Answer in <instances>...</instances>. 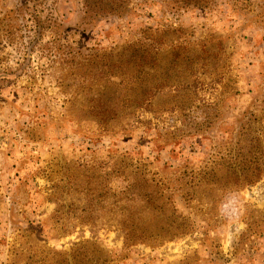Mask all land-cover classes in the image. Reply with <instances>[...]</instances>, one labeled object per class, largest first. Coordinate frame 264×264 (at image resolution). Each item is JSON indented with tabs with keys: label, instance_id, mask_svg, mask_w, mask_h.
<instances>
[{
	"label": "rangeland",
	"instance_id": "1",
	"mask_svg": "<svg viewBox=\"0 0 264 264\" xmlns=\"http://www.w3.org/2000/svg\"><path fill=\"white\" fill-rule=\"evenodd\" d=\"M120 3L0 0V264H264V0Z\"/></svg>",
	"mask_w": 264,
	"mask_h": 264
},
{
	"label": "trees",
	"instance_id": "2",
	"mask_svg": "<svg viewBox=\"0 0 264 264\" xmlns=\"http://www.w3.org/2000/svg\"><path fill=\"white\" fill-rule=\"evenodd\" d=\"M90 1L91 2L92 1H96L97 4H102L104 2H110V1L111 2H115L114 6H111L109 8L111 13L112 12L115 13V14L121 13V10H118L121 7V3H120L121 0H84L85 5L87 6V8H89ZM183 1L186 2V1H191V0H182V2ZM192 1H195V0H192ZM117 3H119V4H117ZM199 3H201V2H198V5H199ZM176 58H177V56H176ZM261 155L263 156V160H262V163H261L263 165V169H261L260 171L256 172V174H255L256 177H254V179L248 180V181L245 180L246 183H248V184L255 183L258 180H260L262 174L264 173V152H261ZM143 198H144V202L146 204H150L151 203L152 207L158 201V200H154L152 198V196L148 195V194L145 195ZM167 202H169V201L167 200ZM167 202L165 200H162L161 205L165 206ZM122 223H123V227L125 228L124 237H125V241H126L127 244L128 243H130V244L148 243L149 240L151 238H153L152 235L147 236L146 234H134L136 232L137 228H136V224H134L135 223V219L132 218L130 215H129V217L127 219L122 221ZM122 223H121V225H122ZM188 231H189L188 226H185V225L183 226V224H182L181 226H176V228L173 229V232L171 233V235H172V237L173 236L177 237L179 235L187 233Z\"/></svg>",
	"mask_w": 264,
	"mask_h": 264
},
{
	"label": "crops",
	"instance_id": "3",
	"mask_svg": "<svg viewBox=\"0 0 264 264\" xmlns=\"http://www.w3.org/2000/svg\"><path fill=\"white\" fill-rule=\"evenodd\" d=\"M4 8V6H2L1 4H0V15H1V12L2 13H4V11H5V9H3ZM1 75H0V78H2L3 76H4V74L5 73H0Z\"/></svg>",
	"mask_w": 264,
	"mask_h": 264
}]
</instances>
